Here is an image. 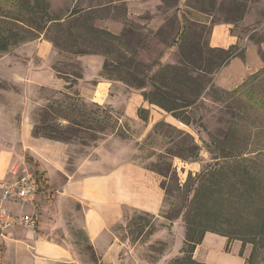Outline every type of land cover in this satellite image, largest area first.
I'll use <instances>...</instances> for the list:
<instances>
[{"label": "rangeland", "instance_id": "374dc122", "mask_svg": "<svg viewBox=\"0 0 264 264\" xmlns=\"http://www.w3.org/2000/svg\"><path fill=\"white\" fill-rule=\"evenodd\" d=\"M46 1L50 4V10L61 17L69 14L73 7L87 8L91 6L92 11H94V18L91 21L92 25L101 29H108L118 36L120 43L111 42L110 40H93L82 43L83 41L80 39L79 44L97 52L84 55H98L101 59V67L104 62L108 64L107 70L103 69V67L101 68L100 78L113 82L117 87L124 86L126 90L124 94L129 96L134 103L137 99L143 98V96L141 89H136L124 81V78L127 77L126 71L129 58L132 57L140 63L139 69L150 70V75L159 70L160 64H175L179 59L188 62L190 65H196L204 60L202 58L206 56L204 48L208 45L211 46V30L218 24L229 25V33L238 35L237 43L244 47L246 51L243 58L233 62L229 60L224 65L226 67L222 66L224 69L220 68L216 73L212 74L213 84L216 87L223 89L220 84L227 79L230 80L229 76L236 74L240 70L246 69V72H250L245 75L244 81L263 67L264 43L260 44L256 40L259 37H264V0ZM183 18L187 21L183 22ZM2 21L0 17V25H3ZM82 22V20L79 21L80 24ZM184 23L187 26L184 33L185 37L181 38L179 33ZM75 30L77 33L81 32L82 26L77 27ZM22 34L27 37L26 39H37L38 37L46 39L54 35L53 32L45 34L44 31L41 33L24 31ZM49 42L53 44L56 55L51 68L55 67L61 74L66 72L80 73L82 71V61L78 60L81 54L71 53L68 50L67 45L69 43L67 41L62 40L61 45L58 47L52 41ZM194 45H198L203 50L201 56L194 49ZM96 65H98L97 62H92L90 68L94 69ZM0 71H4L2 64H0ZM87 71L91 73V70ZM138 73L140 74V72ZM240 76L233 80L232 83H228V85H235L234 88H236L243 82L239 81L242 78ZM75 86L68 90L70 97L74 99L76 98L73 96L75 94ZM114 86H112L110 95L116 94L117 87ZM11 90V85L0 78V105L4 103H6L5 105L11 104L7 97L10 96ZM38 95L49 99L57 98V100L53 99L52 103L53 101H69L65 94L59 96L53 94V90L48 89H40ZM99 97L97 99L100 102L104 101V104H97L83 97L80 98H82L87 109L91 112L98 111V114H101L102 109L112 111L113 109L109 108V105L105 103V101L109 100V97L104 99ZM49 103L46 102L43 106L32 109L30 113L32 125L38 118L39 110L44 106L46 107ZM114 105L118 107V104ZM196 107L194 118L197 122L194 125H185L176 119V121H173L174 123L160 119L151 125L146 133L141 135L143 126L133 129L127 120H122L121 122L116 120L118 123V130L116 131L104 130L102 134L97 130L92 131L93 134L101 136L97 142L89 138L92 132L77 130L73 133H68L72 137L68 141L71 160L75 158L78 160L83 159V156H85L83 151L90 150L97 144L106 142L113 133L120 137L127 135L132 136L133 139H138L136 142V159L138 163L154 174L153 176L158 179L159 188H161V182L164 181L166 191L172 189L173 193L169 195L165 194L161 189L163 193L161 209L156 216L143 211L129 210L124 219L114 226L116 235L121 239H127V246L132 249V256L127 260V264H171L174 258L181 255L185 223L181 216L170 220L167 219L174 213V209L179 208L181 204V196L177 192L176 186L177 184H183L189 172L195 174L206 164L209 160V153L204 145L209 141L208 134L212 133L221 137L226 128V119L228 118L224 103L216 100L213 92L208 89L204 90ZM4 111V114L7 115V108ZM111 113L116 115L114 111ZM164 113L165 115L170 114L167 111H164ZM137 115L140 119L148 121L149 111L142 106H138ZM62 123L65 124V122ZM131 129L132 134L130 132ZM15 132H17L16 128L0 129V133L4 135V139L0 138V159L4 152L12 155V165L8 171L9 178L4 184L12 182L16 178L27 174V172H32L37 178V183H39L38 196H40L46 188L42 173L37 168V163L29 155L20 154V146L17 143L7 139ZM115 140L116 142L119 141ZM191 142L198 145L199 154L196 159H193L191 150L186 147ZM182 148H184L183 152ZM181 153L187 155L185 156L186 159H180L179 154ZM165 167H168V172L165 170L162 172L165 176L150 170V168L161 170V168ZM4 184L1 186V191ZM3 205L7 208L8 202ZM11 209L16 211L17 205L11 206ZM24 211L27 213L26 208ZM72 230L77 238V245H74V248L78 252L80 264H105L102 261L99 262L98 255L93 249L92 251L88 249L87 240L82 237L80 230L77 228ZM231 242H236L237 245L234 244L233 248L229 246L227 254L232 251L234 255L231 253L228 257H235L236 252L239 250L237 252V255H239L241 250L240 242L238 240ZM251 250L252 247L249 244L244 245L241 250L242 253L239 256L240 258H245V263ZM222 251L225 252V249ZM262 255H259V260ZM200 257V250L198 251L196 248L194 258L198 261ZM219 258H221L222 262H225L226 255L221 252Z\"/></svg>", "mask_w": 264, "mask_h": 264}, {"label": "trees", "instance_id": "16d2710c", "mask_svg": "<svg viewBox=\"0 0 264 264\" xmlns=\"http://www.w3.org/2000/svg\"><path fill=\"white\" fill-rule=\"evenodd\" d=\"M0 17L3 20V25H0V57L10 47L36 39H26L22 34L24 31L53 32L54 35L46 39L57 47L62 40L67 41L68 50L76 55L97 53L80 45V39L82 43L93 40L120 43L118 36L110 30L92 25L94 11L91 6L73 7L69 14L61 17L50 10L46 0H0ZM81 20L82 24L79 23ZM182 21L187 20L183 18ZM79 26H82V31L77 33L75 29ZM186 27L184 23L179 33L181 38L185 37ZM256 42L263 44L264 37H259ZM194 49L199 56L202 55L201 47L194 45ZM204 50L206 56L202 57L204 60L201 63L190 65L179 59L175 64H160L159 70L151 75L150 70L139 69L140 63L131 57L128 59L127 77L124 78L126 84L141 89L144 100L150 105L169 112L185 125L197 122L194 118L196 104L206 89L213 92L216 100L224 103L228 113L223 135L208 134L209 141L204 147L209 153V160L197 173L189 172L183 184L176 186L181 204L167 219L181 216L185 227L181 255L174 258L171 264H209L194 258L196 247L206 232L225 237L226 252L233 240L240 242L241 250L249 244L252 250L245 264H264V55L261 69L236 88L224 90L213 84L212 74L229 60L243 58L246 49L235 42L227 47L208 45ZM102 67L107 70L108 64L104 62ZM52 69L66 83L65 90L77 85L82 77L81 71L61 74L55 67ZM62 94L69 101L52 103L57 98H47L51 103L39 110L38 118L32 125L34 137L68 143L72 139L68 133L77 130H97L100 134L104 130H118V119L111 110L102 109L101 114L91 112L77 92L73 95L75 99L68 91L59 96ZM100 137L93 132L89 135L94 142ZM186 147L196 159L198 145L191 142ZM185 156V153L179 154L181 160L186 159ZM150 170L165 176L162 172H168V167ZM160 187L167 195L173 193L172 189L166 191L164 181ZM86 240L88 249L92 251ZM260 254L263 255L259 260Z\"/></svg>", "mask_w": 264, "mask_h": 264}, {"label": "crops", "instance_id": "0c3cea01", "mask_svg": "<svg viewBox=\"0 0 264 264\" xmlns=\"http://www.w3.org/2000/svg\"><path fill=\"white\" fill-rule=\"evenodd\" d=\"M229 28L226 24L215 25L211 30V46L235 44L238 37L231 35ZM55 57L53 44L39 37L10 47L0 57V64L4 67V71H0V78L12 87L10 96H7L11 104L0 105V129H17L7 139L20 146L21 155L27 154L37 163L46 186L42 194L38 196V193L35 201L26 207L27 214L36 219L35 232L20 228L0 231V264H80L74 248L77 238L73 228L79 229L82 237L88 239L99 262L127 264L132 249L128 248L127 239L116 235L114 226L124 219L129 210L156 216L161 209L163 193L154 174L138 163V139L132 136L120 137L113 133L106 142L83 151V159L71 160L69 143L32 135L30 113L34 107L43 106L49 101L46 97H39V90H53L56 95L68 91L65 90L66 83L51 68ZM78 60L82 61V77L75 86V92L97 104H104V101L97 99L98 96L102 99L109 97L105 103L113 109L119 122L127 120L133 129L143 126L142 135L160 119L170 123L176 121L143 98L132 102L124 94V86L117 87L113 82L100 78L102 67L98 55H81ZM236 60L240 58L236 57L231 62ZM92 62L98 64L94 69L90 68ZM87 70H91V73ZM248 73L244 69L231 74L230 80H225L220 86L231 90L235 85L228 83L240 75L242 78L239 81L242 82ZM112 86L117 87L114 95L109 94ZM114 104H118V107ZM138 106L148 109V121L137 115ZM5 108L7 115L4 114ZM130 132L132 134V129ZM0 138L4 139L1 133ZM11 156V153L4 152L0 159V191L9 178ZM14 205L8 202L7 209L14 212L11 209ZM216 235L205 233L196 247L201 254L198 261L245 264V258L237 255L239 250L236 258L228 257L232 251L228 254L222 251L227 239ZM234 244L236 242H230L229 246L233 248ZM221 252L226 255L225 262L219 258Z\"/></svg>", "mask_w": 264, "mask_h": 264}, {"label": "built area", "instance_id": "2783aa9c", "mask_svg": "<svg viewBox=\"0 0 264 264\" xmlns=\"http://www.w3.org/2000/svg\"><path fill=\"white\" fill-rule=\"evenodd\" d=\"M37 178L32 172L6 183L0 194V230L14 228L35 232L37 225L33 215L27 214L25 208L33 203L38 194ZM10 202L17 205V210L11 212L3 204Z\"/></svg>", "mask_w": 264, "mask_h": 264}]
</instances>
